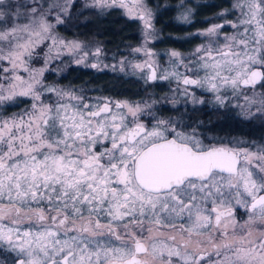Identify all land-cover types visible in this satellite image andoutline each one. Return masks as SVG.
I'll return each instance as SVG.
<instances>
[{
    "label": "snow or ice",
    "instance_id": "obj_1",
    "mask_svg": "<svg viewBox=\"0 0 264 264\" xmlns=\"http://www.w3.org/2000/svg\"><path fill=\"white\" fill-rule=\"evenodd\" d=\"M74 3L0 0V250L12 264H264V143L206 144L196 128L157 117L165 101L86 98L47 83L65 54L99 67L55 31ZM84 7L141 21L132 51L145 59L125 57L119 70L174 83L166 102L203 104L211 93L218 107L264 119V94L243 91L264 81V0H236L234 20L221 13L191 52L166 53L168 67L148 47L156 31L146 0ZM237 96L246 103L227 105Z\"/></svg>",
    "mask_w": 264,
    "mask_h": 264
},
{
    "label": "flooded vegetation",
    "instance_id": "obj_2",
    "mask_svg": "<svg viewBox=\"0 0 264 264\" xmlns=\"http://www.w3.org/2000/svg\"><path fill=\"white\" fill-rule=\"evenodd\" d=\"M181 0H174L169 6L170 18H172V24L176 25L174 27L171 25V28L165 29L160 27L158 23V13L155 17V25L160 30L161 38L153 44L156 52H164L169 49H176L181 51H186L189 46V41L186 37H184L187 33H189L188 28L185 26V23L180 20L178 16H180V11L178 10V4ZM221 1V0H220ZM148 3V0H147ZM223 6L227 7L228 4L223 3ZM219 8L215 15L222 9ZM181 8V7H180ZM195 12L197 10V6L194 7ZM120 13V12H119ZM121 14V13H120ZM123 15V14H121ZM124 16V15H123ZM160 16V15H159ZM135 20V19H134ZM138 24V29L136 32V38L134 39L133 45L138 42L139 39V22L135 20ZM174 27V28H173ZM71 28V27H68ZM60 31H64L68 36H73V29L62 30V27H59ZM69 30V31H68ZM73 31V32H72ZM182 37V39H181ZM76 68H81L77 66H70L66 69V71L55 77L54 75L48 74L47 78L50 81L49 83L53 84H61L62 86H69L74 89H79L80 87H85L86 89L82 95L86 98H95L100 97V93H94L93 88L89 86H78L76 83H69L71 80H76ZM85 70H93V68H82ZM137 79V78H136ZM68 80V81H67ZM141 80L138 81L136 87L138 88L137 93H135L134 97L131 98H111L115 100H137L141 99L145 94L142 93V85ZM159 82H151L154 83L155 88L151 91V98L158 101H165L158 103L154 106V110L156 111L157 117L165 120H173L179 124H182L186 129L194 127L197 129L198 135L207 143H214L218 140L227 142L229 140L239 139L248 141L249 143L255 141L256 143H264V119L259 118V113L254 116L252 119H244L238 115L239 108L235 107H218L216 106V102L213 99L211 93H205L202 96V99L205 101L203 104H193L192 102H185L182 97H178L180 102L173 106L171 103L166 102L167 98L172 97L173 93H169L167 89L163 87H159ZM264 81L257 84L255 89L262 87ZM253 89V88H249ZM166 96V97H164ZM102 97V96H101ZM234 98L228 100V103L233 104ZM231 101V102H229ZM227 103V104H228ZM147 119H152L148 117ZM243 211V210H240ZM239 215V212H238ZM13 254L8 253L6 251L0 250V264H12Z\"/></svg>",
    "mask_w": 264,
    "mask_h": 264
},
{
    "label": "rangeland",
    "instance_id": "obj_3",
    "mask_svg": "<svg viewBox=\"0 0 264 264\" xmlns=\"http://www.w3.org/2000/svg\"><path fill=\"white\" fill-rule=\"evenodd\" d=\"M211 1H213V0H181L178 4V7H179L178 10L180 11V16H178V17L180 18L182 15H187L188 16L187 21L180 19L181 21H183V23H185V25H187L193 20V17L195 16V8L194 7H196L197 5H199L201 3H209ZM221 1L225 4H228L227 7L223 6L222 9L216 15L210 17L208 25H206L204 28H201V29L199 28V29H194L192 31H189V33H187L184 36L189 41V46H188V49L186 51L169 49V50L164 51V52H156L155 48L153 46L155 41H157L161 38L160 30L155 25V17H156V14L158 13L159 7H151L147 3L148 6L151 8L153 14H154L153 24L155 26V31H156V38L152 42L149 43L148 47L151 48L155 53H157V57H156L157 62L160 65H162L163 67H168L169 57L166 55V53L169 52L170 50H176V51H179L182 53L191 52L197 45L201 44L206 39L204 37L196 35V33L203 31L204 29L208 28L213 23H222L223 20L225 19V17L222 16L221 13H224L225 11H227V18L230 20H234L236 18L237 12L235 9L232 8V5L236 3V0H221ZM146 2H147V0H146ZM86 3H91V0H75V3L72 6V10H71L70 14L68 15V17L65 18V22L63 24L56 25V29H55L56 33L61 38H63L65 40V42H70V41L79 42L82 45V51H87L89 53L88 57L86 58L85 63L99 62V67L93 68V69H95L97 71H108V72L111 71L115 74H117V73L129 74V75H132L135 78L141 80L142 81L141 82L142 93H144L145 95L141 99H137V100L129 99L127 101L143 102L145 100L152 99L151 98V91L153 90V88H155L154 83H152V84H151V82L146 83L144 79L140 78L142 74L139 72L132 74L131 68L126 67L125 71H123V72L119 70V61L125 57L128 60H134V61H140V62H142L145 59V57L143 56L142 53L136 54L132 51V49L141 46V44L143 42L141 21H139L138 19H135L139 22V27H140L138 42L135 45L132 44L131 46L121 48L120 52H117V51L107 52L104 48L102 41H100L99 38H96V37L84 38V37H78V36H68L65 33H63L64 31H62V32L60 31L59 27H62V30L75 29V21L77 19V16L80 15L78 13L90 12V13H95V15H105L110 11L118 10L125 17H127L128 19H131L125 14L124 9L112 8V9H108V10L101 12L95 8L84 7V5ZM74 8L77 9L76 12H74ZM72 23H74V27L72 29L68 28L72 25ZM222 31L231 32L232 29L226 27L225 29H222ZM181 39H182V37H181ZM97 47H99L101 49V55L99 57H95L93 55V52L95 51V49ZM79 54H82V52ZM77 55L78 54H75V53L71 54V55L65 54L62 56L61 59L53 61L50 64L49 71L45 73L46 82L47 83L50 82L47 78L48 74L54 75V81H51V82H55L56 80H58L55 77L62 75L66 71V69L70 66H77V67H81V68H91V67H86L85 64H77L75 62ZM42 63H43V60L41 59V61L39 63H35V66L39 67V66H41ZM105 65H107V67H105ZM113 65L117 66L115 70L112 67ZM52 69H58V71H52ZM49 84H53V83H49ZM55 85L62 87V88H72L69 86H62L61 84H59V85L55 84ZM159 85H160L159 87H163V88L167 89L169 93H173L172 89L176 88V85L174 83L170 84L169 81H160ZM72 89L78 93H81V94L86 92V91H84L86 89L85 87H80L78 90L74 89V88H72ZM243 91L246 92L251 97V96H253L254 92L264 94V87H260L257 89L244 88ZM173 95H174V93H173ZM173 95H171V96H173ZM102 97H106V96H102ZM164 97H166V96H164ZM254 98L259 99V96H255ZM233 101H234L233 104L228 103V101H227V103H228L227 105H236V104H245L246 103V101L243 99L242 96L235 97ZM229 102H231V101H229ZM25 106H26L25 104H20L19 106H13L12 108L9 109V111H19L21 108H23ZM229 107H233V106H229ZM255 107L256 106L254 105L253 108H255ZM235 108H237V107H235Z\"/></svg>",
    "mask_w": 264,
    "mask_h": 264
},
{
    "label": "trees",
    "instance_id": "obj_4",
    "mask_svg": "<svg viewBox=\"0 0 264 264\" xmlns=\"http://www.w3.org/2000/svg\"><path fill=\"white\" fill-rule=\"evenodd\" d=\"M174 0H148L151 7H159L158 23L165 29L171 28L172 18H170L169 6ZM223 2L213 0L209 3L197 5V10L193 20L185 25L188 31L204 28L209 23V18L214 16L216 11L221 8ZM77 9L74 8V12ZM75 21L73 36L96 37L102 41L107 52H120L121 48L131 46L136 38L138 24L133 19L121 15L118 10H113L105 15H95V13H78ZM160 15V16H159ZM206 20V21H205ZM74 27V23L70 26ZM173 27V28H174ZM76 80L69 83H76L78 86H89L94 93L108 98H131L135 96L138 88L136 87L139 79L129 74L113 73L111 71L85 70L76 68ZM68 81V80H67Z\"/></svg>",
    "mask_w": 264,
    "mask_h": 264
},
{
    "label": "water",
    "instance_id": "obj_5",
    "mask_svg": "<svg viewBox=\"0 0 264 264\" xmlns=\"http://www.w3.org/2000/svg\"><path fill=\"white\" fill-rule=\"evenodd\" d=\"M259 84V83H258Z\"/></svg>",
    "mask_w": 264,
    "mask_h": 264
}]
</instances>
